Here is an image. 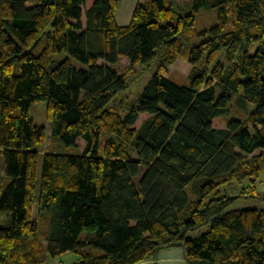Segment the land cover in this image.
Segmentation results:
<instances>
[{"label":"trees","instance_id":"obj_1","mask_svg":"<svg viewBox=\"0 0 264 264\" xmlns=\"http://www.w3.org/2000/svg\"><path fill=\"white\" fill-rule=\"evenodd\" d=\"M117 7L0 0V264H139L172 246L187 264H264V0H140L127 27ZM180 59L188 86L161 70ZM151 63L131 108L112 107ZM40 101L46 128L29 117ZM231 104L243 118L214 129Z\"/></svg>","mask_w":264,"mask_h":264},{"label":"rangeland","instance_id":"obj_2","mask_svg":"<svg viewBox=\"0 0 264 264\" xmlns=\"http://www.w3.org/2000/svg\"><path fill=\"white\" fill-rule=\"evenodd\" d=\"M216 19V12L213 11H201L197 17H196V25L195 28L198 33H200L204 29H209L213 24H215ZM199 40L196 39L195 43H198ZM223 51L221 50L219 53V59L223 61ZM68 56L65 53L57 54L54 56L53 61H59L67 59ZM69 59V58H68ZM70 62L78 69H85L86 67L72 59H69ZM101 64H104L103 61H100ZM129 66V62L125 58H121L119 60V63L116 65V70L120 73H125L128 71L127 67ZM160 70V66H157L156 63H151L149 66L144 65H138L134 67V71L132 74V77L130 78V86L128 89H126L124 92L118 94L114 101L111 103L112 107L119 108L122 113L128 111L131 106L137 101L139 98L141 91L143 90V87L146 85V83L151 78L152 74L156 71ZM166 74L167 77H169L174 83L180 85V86H188L189 85V79L188 75L191 70V67L189 64H187L183 60H177L174 64L170 66H164L161 68ZM29 117L32 119L33 123L38 127H47L48 123L46 122V103L44 101L37 102L29 109ZM243 118V115H241L237 109L235 108L234 104H231L230 106V114L226 117H220L217 119H214L212 121V126L214 129H224L226 126V123L231 118ZM147 117L141 116L139 121L136 123L135 128H138L143 120H145ZM79 150H68V152L71 153H81L84 143L78 142ZM54 146L51 144L49 146H42L39 147L40 152L45 153L53 150ZM54 149H57L55 146ZM260 151H257L255 155L260 154ZM4 165V160L0 156V175H2V167ZM41 166V162H40ZM39 166V170H40ZM263 181L259 182L258 184V190L264 191V177L262 178ZM237 207L241 206H258L256 204H246V203H237ZM262 206V205H261ZM264 206V205H263ZM206 231V228L201 229L200 231L190 234L189 237L193 238L198 236L199 234ZM180 247V246H179ZM73 257H75L72 253H66L63 256L60 257L63 264H70L72 262Z\"/></svg>","mask_w":264,"mask_h":264},{"label":"crops","instance_id":"obj_3","mask_svg":"<svg viewBox=\"0 0 264 264\" xmlns=\"http://www.w3.org/2000/svg\"><path fill=\"white\" fill-rule=\"evenodd\" d=\"M118 7L114 15L115 22L119 27H127L131 23L134 9L140 0H116ZM176 6H187L191 0H170ZM37 215L36 208L34 209V217ZM76 260L73 257L72 263ZM44 264H63L60 258L48 259ZM139 264H187L184 249L180 246H172L162 248L158 251L155 257L143 261Z\"/></svg>","mask_w":264,"mask_h":264}]
</instances>
